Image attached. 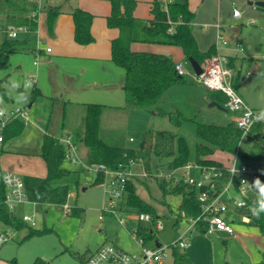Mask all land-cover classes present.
<instances>
[{
  "label": "rangeland",
  "instance_id": "rangeland-1",
  "mask_svg": "<svg viewBox=\"0 0 264 264\" xmlns=\"http://www.w3.org/2000/svg\"><path fill=\"white\" fill-rule=\"evenodd\" d=\"M140 1L142 5L137 9V15L142 18L150 17L147 2L153 0ZM176 1L187 2L196 15L192 31L200 48L205 51L215 44L218 53L228 61L229 66L232 64L230 67L235 73V79H240L236 88L238 94L251 107L264 110V11L250 5V2L261 0ZM41 5L44 10L39 15L37 33L30 36V43L41 40V49L52 50L49 58L40 56L37 69L33 65L35 54L29 50L20 51L10 54L8 63L0 68V110L26 108L29 120L25 122L19 135L6 141L0 158L2 171L12 169L23 178H44L47 175L44 160L37 152L30 154L28 151H36L46 131L57 138L62 135L63 122L66 131L80 124L81 130V120L85 114L83 105L88 103L104 107L101 116L104 133L117 134L126 147L139 150L146 132L170 131L186 140L190 149V164H194L197 143L195 123H184L178 127L168 117L123 108L125 94L120 85L125 78V70L111 60L109 42L113 35L107 30V20L102 16L108 11L109 2L41 0ZM50 6L59 7L62 11L51 32L47 23V8ZM77 7L96 14L91 29L94 40L88 45H79L74 39L70 13ZM234 10L241 13V19L231 18ZM252 19L256 20L254 24H250ZM217 27H221V32ZM220 33L228 41L227 46L222 45V40L218 38ZM233 34L236 36L233 37ZM19 37L23 38L25 35L20 34ZM237 38L245 43L246 48L242 46V49L236 50L239 45ZM3 40L4 33L0 31V43ZM132 48L136 51L170 55L176 63L184 61L182 50L178 46L134 43ZM186 68L192 69L190 64ZM31 76H35L41 94L28 108L29 102L24 92L30 94L32 91L33 85H26ZM93 85L94 89H84ZM101 85L111 88L104 89ZM69 100L74 104L65 105L64 101ZM165 101L167 106L178 108L186 116L195 117L199 122L223 124V119L230 117L224 111L210 107L204 90L199 87L187 86L181 91H171ZM104 137L107 138L106 135ZM112 138H107V141L113 143L115 140ZM212 158L230 166L233 155L218 151ZM169 166L170 159L162 160L152 156L153 177H147L144 163L140 161L135 162L131 168L134 175L131 180L136 185L137 194L155 207L157 218L163 224V229L157 232V239L163 246H169L178 240L189 227L187 220L179 221L181 196H164L156 180L161 179L158 178L161 173L167 181L172 180L174 184L184 180L183 171H175ZM96 176L95 173H82L78 184L72 179L67 214L61 208L47 204L28 202L25 206H17L13 211L15 216L21 220L24 216L33 217L35 228L47 229L48 232L23 241L28 234L27 228L16 230L0 223V233L13 231L14 234L10 240L0 242V264H11L13 259L21 264H35L38 258L47 264H81L79 256L88 257L106 240L113 244L115 239L120 240V245L126 250L135 251L128 234L133 232L135 223L127 226V232L114 217L110 224L107 219L111 216L105 221L100 220L109 194L106 183L94 184ZM171 176L174 179H170ZM191 176L200 178L198 172H191ZM75 208L84 210L85 214L82 217L73 215L71 210ZM125 217L134 219L135 214ZM177 221L179 226L175 227ZM237 221L232 224L235 232L232 236L219 233L205 235L192 229L188 234L190 246L184 251L191 257L192 264L259 263L264 253V236L255 227L239 219ZM244 234H251L252 237H244ZM173 251V248H168L164 264H173Z\"/></svg>",
  "mask_w": 264,
  "mask_h": 264
},
{
  "label": "trees",
  "instance_id": "trees-1",
  "mask_svg": "<svg viewBox=\"0 0 264 264\" xmlns=\"http://www.w3.org/2000/svg\"><path fill=\"white\" fill-rule=\"evenodd\" d=\"M109 1L111 13L107 18V25L118 33L111 41V60L125 70L123 108L139 109L153 116L168 117L170 122L178 127L184 123H195L197 137L195 163L202 167L223 171L224 174L223 178L217 182L216 192H220L228 180V174L225 171L228 166L212 158L216 152L221 151L233 156L237 154L243 165L258 164L264 167V118L253 125L241 142L242 132L232 121L223 124L204 123L197 121L195 117L186 116L180 109L167 106L165 100L171 91H181L187 86L199 87L204 90L210 101L216 102L224 108L226 98L221 92L208 90L193 80L180 76L175 69L176 62L171 56L132 49L134 43L178 46L182 50L185 60L194 58L200 65L215 56L218 53L215 45L206 51L200 49L198 40L192 31V23L196 16L190 10L188 3L174 1L165 9L163 0H153L150 7L151 17L143 19L135 15L138 6L137 0ZM36 6L37 4L32 0H0V31L4 33V40L0 43V68L8 63L10 54L28 49L27 44L30 43V36L35 35V31L38 29V19L31 16V11ZM59 14V8H47V23L50 32L53 30ZM71 16L76 43L88 45L93 42L91 29L94 16L81 8H76ZM10 26L26 27L30 32L23 38L9 39L6 32ZM239 80V77L235 79V88H237ZM21 91L23 92L22 89ZM40 94L36 83L30 94L24 92V96L29 102L28 105L32 104ZM83 108L85 114L82 120V129L75 134H70L69 137L76 147L82 145L87 149L86 164L105 165L110 170H119L129 168L131 162L142 161L144 170L149 175L152 170V156L162 160L170 159L169 167L174 170L190 164V149L183 137L170 131H149L144 135L141 148L134 150L123 145L121 137L117 134L104 133L101 127L104 108L102 105L88 103L84 104ZM24 125L21 120L9 122L3 130L4 142L19 135L23 131ZM105 135L107 138L113 137L112 139L115 141L110 143L104 137ZM244 145L245 148H243ZM2 153L3 150H0V158ZM39 156L45 162L47 175L44 178L35 176L23 178L28 200L38 205H53L63 210L69 198L70 182L73 179L78 184L80 175L85 171L81 166L74 167L67 160V149L62 143V139L48 133L44 135ZM3 173L0 164V223L16 230L27 228L28 234L23 241L47 233V229L38 230L9 210L4 202L7 189L3 182ZM156 180L164 196H181L179 221L180 219L200 217L202 210L197 198L198 191L195 188L182 181L174 184L172 180ZM104 181V175L98 174L94 184ZM262 182H264V175ZM255 203L256 201H250L247 208L239 210V213L249 217V225L257 228L264 236V214L257 218L251 211ZM121 209L124 214L148 213L155 220L157 219L155 207L137 194L136 185L132 180L126 184ZM71 213L82 217L85 211L75 208L71 210ZM110 216L106 215L104 221ZM112 217L107 219L109 224ZM179 221L176 222L175 227L179 226ZM197 227L199 232L204 234L206 224L199 223ZM139 235L144 238L147 246H151L152 241L156 239L149 228L140 229ZM105 242H109V240ZM132 244L135 246H133V250H137L135 243L132 242ZM113 245L128 251L120 245L118 239L113 240ZM173 250V264H192V259L184 252L185 250L180 248H173ZM90 256L84 255L78 258L81 264H87ZM11 264L21 263L13 259ZM35 264L47 263L38 258ZM256 264H264V253L262 260Z\"/></svg>",
  "mask_w": 264,
  "mask_h": 264
},
{
  "label": "built area",
  "instance_id": "built-area-1",
  "mask_svg": "<svg viewBox=\"0 0 264 264\" xmlns=\"http://www.w3.org/2000/svg\"><path fill=\"white\" fill-rule=\"evenodd\" d=\"M32 1H34L37 6L31 11V16L37 18L39 21V15L43 12L44 7L41 5V0ZM174 1L175 0H163L164 8L167 9L168 5ZM232 15L234 18L242 17L238 10H234ZM255 22L256 20H252L251 24ZM217 28L221 32V27ZM29 32L30 31L26 27L10 26L6 34L9 39H19L20 34L27 36ZM36 33L37 31H35L34 34ZM218 38L222 40V45H228V41L221 33L218 35ZM41 43L43 42L37 39L35 47L33 48L35 54L33 64L35 67L40 65V56L42 52H52L51 48H47L45 51L41 49ZM237 48L242 49L240 45H238ZM189 64L188 60L176 63V72L180 76H185L208 90L218 91L223 94L226 98L225 109L232 115L233 122L242 132V142L253 125L263 120L261 117L264 111L251 108L238 94L234 87L235 73L229 66L228 61L219 53L201 65L203 72L200 75H196L193 69H187L186 66ZM35 83V76L29 77L26 81L27 87ZM13 120L27 121L28 115L26 108L0 110V150H2L5 141L3 130L6 125ZM62 143L67 149V160L72 165L81 166L86 173L103 174L105 177L104 183H106L109 198L105 201L100 220H104L106 215H111L118 220L119 224L123 226L126 231L129 224L135 223L133 232H127L132 242L135 243L137 250L125 251L112 243L105 242L91 254L87 264H163L164 259L168 256L167 250L169 247L183 250L189 248L188 234L192 232V229L198 230L197 225L199 223L206 224L205 235H213L216 233L234 235L235 232L232 224L236 216L239 217V221L246 224L250 223L249 217L241 215L239 210L247 208L250 201L258 200V192L251 187L250 183H252L256 177H259L262 181L264 175V167L258 164L237 165L238 155L236 154L234 162L225 170L228 174L227 183L220 192H216L217 182L224 176L223 171H218L215 168L202 167L196 163L176 169L175 171H183L184 180H180V182L182 181L198 191L197 198L201 205L202 212L199 218L187 219L189 227L180 235L178 240L172 242L169 246L160 245V247H157L156 243H159L157 232L163 229L162 222L158 218L155 220V218L148 213L124 214L121 209L126 184L134 176L131 172V168L135 162H131L129 168L119 170H110L105 165H88L80 160L77 147L73 144L71 137L62 139ZM191 172H198L200 178H193ZM145 174L147 177H153L152 174L148 175L146 172ZM158 178L166 179L162 173L158 175ZM170 179H174V177L171 176ZM242 181H248L249 183H242ZM3 182L7 189L4 202L10 211L13 212L17 206L30 202L28 200L23 177L15 172L6 171L3 173ZM68 209L69 207L67 205L63 207L66 214ZM130 214H135L134 219L125 217V215ZM184 216L183 214V217ZM22 220L32 227L36 225L33 217L24 216ZM143 228L151 229L152 233L156 236L151 246L145 245L144 238L139 235V230ZM13 236V231L2 232L0 233V242L4 243Z\"/></svg>",
  "mask_w": 264,
  "mask_h": 264
},
{
  "label": "crops",
  "instance_id": "crops-1",
  "mask_svg": "<svg viewBox=\"0 0 264 264\" xmlns=\"http://www.w3.org/2000/svg\"><path fill=\"white\" fill-rule=\"evenodd\" d=\"M84 1H95V2H109V7H108V11L106 12V13H104V15H102L103 17H105L106 18V20H107V18L109 17V15H110V13H111V5H110V1H99V0H84ZM138 1V6H137V9L140 7V5H142V2L140 1V0H137ZM176 1V0H175ZM261 1H264V0H261ZM152 2L153 1H151V2H147V5H148V8H149V14H150V7H151V4H152ZM51 8H54V7H52V6H50ZM49 7V8H50ZM57 8H59V7H57ZM77 8H79V7H77ZM76 9V8H75ZM74 9V10H75ZM82 9V8H81ZM137 9H136V11H135V15L137 16V17H139V18H142V17H140V16H138L137 15ZM59 10H60V13H62V11H61V9L59 8ZM73 10V11H74ZM83 10H85V11H88L90 14H92L94 17H96V14L95 13H93V12H91V11H89V10H87V9H83ZM72 11V12H73ZM72 12L70 13V15L72 14ZM196 16V15H195ZM72 17V16H71ZM151 17V16H150ZM150 17H144L143 19H149ZM196 18V17H195ZM231 18L233 19V20H238V19H241V18H234L233 17V15L231 14ZM252 20H255V19H252ZM251 20V21H252ZM72 21H73V19H72ZM195 21V20H194ZM193 21V22H194ZM251 21H250V24H251ZM193 24V23H192ZM93 25V24H92ZM107 30L113 35L112 36V38L110 39V42H109V44H110V49H111V41H112V39H114L116 36H117V31L116 30H113V29H110L109 27H108V25H107ZM73 32H74V23H73ZM233 37L234 36H236L235 34H233L232 35ZM196 37V36H195ZM197 39V38H196ZM237 40H238V42H239V45L242 47L243 46V48H246L245 46V43L243 42V41H241L239 38H237ZM32 40H30V42H31ZM36 41L37 40H34L33 41V44H31V43H29V44H27V50H29L32 54H34V52H33V48L35 47V44H36ZM198 43H199V41H198ZM30 44H31V46H30ZM213 45H215V44H212L211 46H213ZM210 46V47H211ZM216 46V45H215ZM200 47V46H199ZM209 47V48H210ZM208 48V49H209ZM133 49V48H132ZM201 49V48H200ZM207 49V50H208ZM202 50V49H201ZM236 50L238 51L239 49L238 48H236ZM25 51V50H24ZM203 51V50H202ZM206 51V50H205ZM52 53V52H51ZM51 53H46V52H42V57L43 58H45V57H47V58H49V56H50V54ZM170 56V55H169ZM107 56H105V58H106ZM172 57V56H171ZM173 58V57H172ZM185 60V59H184ZM34 65V64H33ZM35 67V66H34ZM39 67V66H38ZM38 67H35V68H37L38 69ZM244 79V78H243ZM84 83V82H83ZM124 83H125V78H124V80L121 82V85L120 86H122L121 87V89H122V91H124V94H125V87H124ZM84 85H87L86 83H84ZM239 86V83H238V85H237V87ZM36 87L38 88V86H37V83H36ZM101 87L102 88H111L110 86H106V85H101ZM95 88V86L93 85V86H87L86 88H84V89H88V90H91V89H94ZM207 100H208V102L209 103H211V101H210V99L207 97ZM245 101V100H244ZM246 102V101H245ZM124 103H125V99H124ZM247 103V102H246ZM33 104V103H32ZM32 104H30V105H28V108H30L31 106H32ZM64 104L66 105V104H71V105H73L74 103L72 102V101H64ZM248 104V103H247ZM249 105V104H248ZM250 106V105H249ZM78 107H80V106H78ZM251 107V106H250ZM251 108H253V107H251ZM12 109V108H11ZM253 109H255V108H253ZM5 110V109H4ZM64 110H66V106L64 107ZM255 110H259V109H255ZM262 111H264V110H262ZM225 113H227L230 117H225L224 119H223V123H226V122H230V121H232L233 122V118H232V115L230 114V113H228L227 111H224ZM83 117H84V115H83ZM83 117H82V120H83ZM82 120H81V122H82ZM21 121H23V120H21ZM27 121H29V120H27ZM24 122V124H25V122L26 121H23ZM80 126H81V124L80 125H77V127L75 128V127H72L70 130H67L66 131V129H65V122H63V126H62V128H63V134L62 135H60V136H58V138H60V139H65V138H67V137H69V135L70 134H75L76 132H79V130H80ZM24 127H25V125H24ZM42 131V130H41ZM46 133H48V134H50L48 131H46L45 133H44V135L46 134ZM44 135H43V138H44ZM51 135V134H50ZM52 136H54V135H52ZM55 137V136H54ZM130 141L131 142H133V140L132 139H130ZM42 142H43V140L41 141V145H42ZM5 143L6 142H4V145H3V148H2V150H3V152H4V146H5ZM41 145L39 144V146H38V148H36V151H28L30 154H34L35 152H37V154L39 155L40 154V151H41ZM77 153H78V156H79V158H80V160L81 161H83V162H86V158H87V149L85 148V147H83L82 145H78L77 146ZM234 160H235V155L233 156V159H232V162H231V164L234 162ZM237 165H243V163H242V161L239 159V157H238V160H237ZM8 171H12V172H14L12 169H9ZM26 204H23V205H21V206H25ZM36 205H38V204H36ZM14 213V212H13ZM15 215V214H14ZM230 216V215H229ZM236 218V219H235ZM234 219H233V223H235V222H238L237 220L239 219V217L238 216H236ZM249 225V224H248ZM250 226V225H249ZM178 227V226H177ZM257 229V228H256ZM258 230V229H257ZM197 231H199V230H197ZM259 231V230H258ZM260 233V232H259ZM190 234V233H189ZM219 234H224V233H219ZM226 235V234H225ZM244 237H247V238H251L252 236H251V234H244L243 235ZM164 264V263H163Z\"/></svg>",
  "mask_w": 264,
  "mask_h": 264
},
{
  "label": "clouds",
  "instance_id": "clouds-1",
  "mask_svg": "<svg viewBox=\"0 0 264 264\" xmlns=\"http://www.w3.org/2000/svg\"><path fill=\"white\" fill-rule=\"evenodd\" d=\"M264 118V114L262 117ZM242 183H249L248 181H242ZM251 187L258 192V200L255 205L251 208L252 214L259 218L264 214V182L259 177L254 178L253 182L250 183Z\"/></svg>",
  "mask_w": 264,
  "mask_h": 264
},
{
  "label": "water",
  "instance_id": "water-1",
  "mask_svg": "<svg viewBox=\"0 0 264 264\" xmlns=\"http://www.w3.org/2000/svg\"><path fill=\"white\" fill-rule=\"evenodd\" d=\"M250 5L255 6L260 11H264V1H258L256 3L250 2ZM188 61L191 65L193 71L196 73V75L202 74L203 70L201 68V65L194 58H190ZM209 106L210 107H216L222 111H227L224 107H222L221 105H219L216 102H211ZM160 245H161L160 243H158V242L156 243L157 247H160Z\"/></svg>",
  "mask_w": 264,
  "mask_h": 264
}]
</instances>
